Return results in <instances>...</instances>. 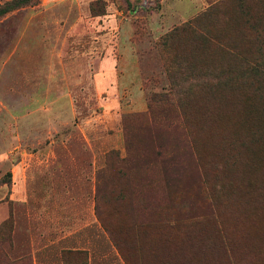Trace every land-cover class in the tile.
<instances>
[{
	"label": "rangeland",
	"instance_id": "374dc122",
	"mask_svg": "<svg viewBox=\"0 0 264 264\" xmlns=\"http://www.w3.org/2000/svg\"><path fill=\"white\" fill-rule=\"evenodd\" d=\"M13 1L0 0V264H264V230L250 237L244 218L262 195L245 181L264 167V0ZM171 90L184 172L167 181L142 117ZM243 108L255 125H217Z\"/></svg>",
	"mask_w": 264,
	"mask_h": 264
},
{
	"label": "trees",
	"instance_id": "16d2710c",
	"mask_svg": "<svg viewBox=\"0 0 264 264\" xmlns=\"http://www.w3.org/2000/svg\"><path fill=\"white\" fill-rule=\"evenodd\" d=\"M38 0H14L9 4L11 8L23 7L26 5H36ZM171 90L168 93H161L153 95L148 102L149 112L147 115L143 116V126H146L150 131V143L152 145V151L148 164L151 167L159 169V172L163 174L165 179L171 174L180 175L184 172V143L177 146H172L170 132L178 128V121L180 120L179 115L176 113L174 106L171 104ZM153 104H156L157 109L155 112L151 111ZM247 108V107H245ZM229 113L231 122H233V116H238L242 121V124L249 126L258 122V117L255 113H250V111H245V109H234L227 111L219 119L217 125H219L220 120ZM234 123V122H233ZM254 124V125H255ZM262 125V123H259ZM161 130L162 132L158 133ZM157 132V133H156ZM128 151H132L130 157L127 159L128 169H136L141 157L139 156V146L135 148L134 143L128 139L127 140ZM150 149V150H151ZM11 173L7 174L6 182L1 181L4 184L11 183ZM168 181V180H167ZM245 181V180H244ZM0 182V183H1ZM248 183L258 184L262 188V195L253 200L251 206H247L244 211V218L247 220L249 225V235L255 238L261 234L264 230V167H258L256 165L254 171L250 176L247 177L246 181ZM98 217L101 219L102 213L97 209ZM261 237V236H260ZM259 237V238H260ZM116 240V238H114ZM121 254L127 261L125 252L123 248L116 241Z\"/></svg>",
	"mask_w": 264,
	"mask_h": 264
}]
</instances>
